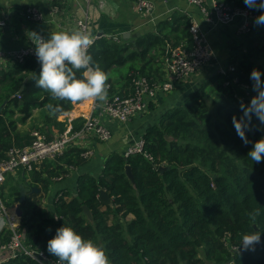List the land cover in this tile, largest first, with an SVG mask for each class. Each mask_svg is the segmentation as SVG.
Segmentation results:
<instances>
[{
  "label": "trees",
  "instance_id": "trees-1",
  "mask_svg": "<svg viewBox=\"0 0 264 264\" xmlns=\"http://www.w3.org/2000/svg\"><path fill=\"white\" fill-rule=\"evenodd\" d=\"M215 2L233 9L246 6L244 0ZM252 10L258 15L262 12ZM190 25L187 14L176 12L158 21L155 32L133 41L118 42L103 36L95 39L88 52L108 75V95L131 94L134 76L161 80L150 68L155 64L158 71L172 48L182 43L190 46ZM230 64L233 70L207 78L180 106L147 127L142 135V152L128 156L113 152L97 177L79 176L76 195L68 198L58 193L54 216L42 205V193L52 179L62 178L70 167L79 168L87 162L81 156L83 149L68 147L61 155L23 173L21 180L29 177L30 184L40 185L42 192L27 191L19 202L17 229L23 242L56 260L47 250V241L64 225L103 245L110 264H264V160L256 163L248 158L254 143L264 138V125L253 116L252 130L246 132L250 143L245 145L232 123L233 115H242L237 98L244 94L242 87L249 91L245 104L256 95L251 71L260 70L264 79V25L253 24L245 48L233 56ZM123 68V81L115 86L113 71ZM40 70V63L31 56L7 69L0 68V160L6 158L11 147L31 142L30 133L19 126L33 110L44 111V124L64 128L56 119L58 114L50 116L46 108L58 101L35 86L33 77ZM62 104L61 113L73 107L66 101ZM82 122L74 123L73 128H79ZM126 165L133 182L126 176ZM21 183L26 185L28 181ZM21 183L8 187L6 194L2 184L6 207L19 201ZM100 189L105 190L112 204L99 199ZM82 205L91 211L92 221L84 215ZM254 209L261 211L255 226L249 219ZM251 230L261 231V247L236 251L242 235ZM10 234V230L3 229L4 241ZM0 264L39 263L19 253Z\"/></svg>",
  "mask_w": 264,
  "mask_h": 264
},
{
  "label": "crops",
  "instance_id": "crops-1",
  "mask_svg": "<svg viewBox=\"0 0 264 264\" xmlns=\"http://www.w3.org/2000/svg\"><path fill=\"white\" fill-rule=\"evenodd\" d=\"M154 4L153 15L155 22L147 21L146 17L136 12L134 0H89L88 3L82 0H0V18L6 20V25L0 28V68L7 69L14 63L13 51L21 47H28L33 44L30 32H36L47 38L52 31H74L75 21L84 17L85 13L89 16L90 34L100 38H113L120 42L121 39L133 41L136 37L155 32L156 23L161 19L171 16L173 13L182 12L187 14L191 21H195L207 33L209 43L213 49L214 56L204 68L192 75L183 82H178L173 89L167 93H158L155 100L148 108L125 123H117L111 120H104L105 125L111 131V137L106 142H100L95 138L87 137L83 144L92 148L93 155L86 159L87 162L82 167H73L69 173L57 179H52L46 192H41L40 185L30 184L29 177L21 180L23 175L20 171L9 174L6 178L17 182L27 191L42 193L41 203L54 216V199L58 193H65L67 197L77 194L78 179L81 174H89L97 177L107 157L117 152L122 154L124 150L142 138L145 129L157 124L160 119L174 107L180 106L187 96L199 89L200 85L207 78L215 75L221 69H226L230 60L240 50L245 48L247 35L237 34L236 28L239 24V17H235L227 24L218 23L211 25L202 16L199 8L189 3L187 0H151ZM35 7L41 11L43 20L40 22L28 21L24 16L27 7ZM264 11V10H263ZM254 24V22H253ZM129 32L130 36H123ZM139 33L138 36L132 34ZM111 36V37H110ZM153 54V53H152ZM158 62V61H155ZM165 64L158 71H155V64L152 66L157 79H165ZM125 69L120 71L114 69L113 82L118 86L125 74ZM92 106V100H85L73 104L69 112L60 113L57 121L65 125L74 124L83 120ZM44 111L33 110L30 118L22 126H28V132L40 127L44 132L53 136L59 133L58 126L44 124ZM20 125L19 129L21 130ZM29 173V172H28ZM7 180H5L6 183ZM4 183V184H5ZM36 188L37 191H33ZM8 213H15L17 223L20 222L19 201L13 206L7 207ZM128 219L131 218L129 215ZM5 227L0 225V263L10 258L13 251L3 248L1 245L7 241L3 239L2 231Z\"/></svg>",
  "mask_w": 264,
  "mask_h": 264
},
{
  "label": "built area",
  "instance_id": "built-area-1",
  "mask_svg": "<svg viewBox=\"0 0 264 264\" xmlns=\"http://www.w3.org/2000/svg\"><path fill=\"white\" fill-rule=\"evenodd\" d=\"M88 3L89 0H82ZM195 4L206 22L211 25L218 23L227 24L235 17H239V24L236 28L237 34L245 35L250 33L253 22L258 14L254 13L252 8L247 6L243 8H230L224 4H218L215 0H187ZM136 12L146 17L147 21L155 22L154 4L151 0H134ZM262 11L264 9H261ZM24 16L28 21L40 22L43 15L35 7H27L24 10ZM76 29L88 33L93 41L96 36L90 34L89 16L85 13L84 17L75 21ZM6 25V20L0 18V28ZM42 36V35H41ZM111 37V36H110ZM2 52L0 51V56ZM28 56L33 57L37 63L34 43L28 47H21L13 51L14 62L21 63ZM213 49L209 43L207 33L195 21L190 25V46L182 43L171 49L169 56L166 58L165 72L166 78L161 80H150L142 76H134L132 79L133 92L129 95H120L118 93L108 95L104 102L92 101L90 112L83 118L79 128H73V125L67 124L59 133L48 136L46 132L40 129H33L30 132L32 140L29 144L23 146H13L7 152V156L0 160V225L10 230L9 240L1 245L3 248L13 251V256L22 253L36 259L39 264H57L56 260H51L42 252L29 247L23 242V236L18 231L17 216L15 213L9 214L1 194V186L6 177L15 172L28 173L37 163L47 159H54L61 155L68 147L82 148L81 156L88 159L93 155L92 148L83 144L87 137L95 138L100 142H106L111 137L110 129L105 125L104 120H111L117 123H125L135 115L144 112L149 104L155 100L158 93H167L171 91L178 82L189 79L192 75L199 72L213 58ZM233 70L231 64L226 69L219 72L225 74L226 71ZM243 95H237L239 102L249 96L247 87ZM142 138L132 145L128 146L123 156L142 152ZM73 167H70V169ZM260 243L255 247H261ZM39 253L41 259L34 256Z\"/></svg>",
  "mask_w": 264,
  "mask_h": 264
},
{
  "label": "clouds",
  "instance_id": "clouds-1",
  "mask_svg": "<svg viewBox=\"0 0 264 264\" xmlns=\"http://www.w3.org/2000/svg\"><path fill=\"white\" fill-rule=\"evenodd\" d=\"M244 3L249 8L264 9V0H244ZM254 24L264 25V11L255 18ZM29 34L35 45L37 61L41 65L39 74L33 77L35 86L46 91L51 100L58 101L46 105L50 116L61 113L62 102L65 101L76 104L85 100H107L108 75L88 52L94 42L88 33L80 30L52 31L47 38L36 32ZM250 79L256 95L248 104L241 101L242 115L239 118L236 115L232 117L236 133L245 145L250 143L246 132L252 130L253 116L264 125V79L261 71L254 68ZM248 158L256 163L264 160V138L254 143V147L248 152ZM260 216V209L249 213L253 226ZM260 237V230L244 233L236 251L241 247L244 251L254 250L255 245L260 243ZM47 250L57 258V264H110L103 245L83 238L74 229L64 225L57 228L55 236L47 241Z\"/></svg>",
  "mask_w": 264,
  "mask_h": 264
},
{
  "label": "water",
  "instance_id": "water-1",
  "mask_svg": "<svg viewBox=\"0 0 264 264\" xmlns=\"http://www.w3.org/2000/svg\"><path fill=\"white\" fill-rule=\"evenodd\" d=\"M139 33H136V34H132V36H138ZM123 36H130V33L129 32H125L123 34ZM27 79V78H26ZM25 79V80H26ZM24 83L22 84L21 86V89L23 87ZM165 138L166 139H170V137L165 134ZM125 173H126V176L128 177V179L133 182V175H132V172H131V169L128 165L125 166ZM33 191H37L36 188H32ZM25 197V192H24V187L23 186H20V197H19V202L22 201ZM99 199L102 200L104 203H107V204H112V200L111 198L108 196V194L105 192L104 189H100L99 190ZM82 211L84 213V215L87 217L88 220L92 221V214H91V211L88 209L87 206L85 205H82ZM34 256L38 259H41V256L39 253H34ZM207 264H212L211 262L207 261L206 262Z\"/></svg>",
  "mask_w": 264,
  "mask_h": 264
},
{
  "label": "rangeland",
  "instance_id": "rangeland-1",
  "mask_svg": "<svg viewBox=\"0 0 264 264\" xmlns=\"http://www.w3.org/2000/svg\"><path fill=\"white\" fill-rule=\"evenodd\" d=\"M21 131L28 132V126L27 127L22 126ZM6 180H7L6 183L4 182L5 184H3L4 188L2 186V192H4L5 194L7 193L8 187H12L14 185V184L12 185L13 181L11 179L6 178Z\"/></svg>",
  "mask_w": 264,
  "mask_h": 264
}]
</instances>
